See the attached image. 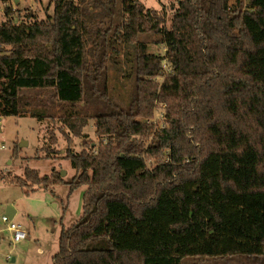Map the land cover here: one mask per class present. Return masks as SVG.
<instances>
[{"label": "trees", "instance_id": "1", "mask_svg": "<svg viewBox=\"0 0 264 264\" xmlns=\"http://www.w3.org/2000/svg\"><path fill=\"white\" fill-rule=\"evenodd\" d=\"M174 3L169 28L140 0H53L45 21L0 24V117L54 119L53 106L35 103L51 93L71 135L93 119L100 137L67 150L70 181L28 167L14 180L53 194L86 188L53 264H264V0ZM144 36H157L164 54L150 53ZM124 62L134 78L128 109L112 105L106 78ZM155 101L166 104L167 127L145 146ZM84 102L102 111L89 116ZM55 143L41 147L45 159L58 155Z\"/></svg>", "mask_w": 264, "mask_h": 264}, {"label": "rangeland", "instance_id": "2", "mask_svg": "<svg viewBox=\"0 0 264 264\" xmlns=\"http://www.w3.org/2000/svg\"><path fill=\"white\" fill-rule=\"evenodd\" d=\"M88 1L85 0L86 3ZM140 3L145 9L163 14L166 27L169 28V21L176 6L174 0H140ZM6 10L8 14H5ZM53 13V0H0V24L8 20L13 24L41 22L51 18ZM157 38L144 36L143 40L147 42L150 53L163 55L165 48L155 44ZM122 54L124 53H120V60ZM165 63L164 61L163 64ZM128 68L129 65L125 62L115 66L111 64L106 75L112 105L117 104L122 109H128L130 96L134 94V78H129ZM164 77L162 74L155 80L160 84ZM35 97V103L41 101L47 102L50 108L53 106L56 111L54 119L38 121L30 116L0 117V264L36 261L41 264H53L52 258L58 252L61 232L70 228L82 216V197L86 188L82 187L69 193V187L64 184L55 186L53 194L42 186L30 183L20 187L14 180L23 179L24 170L28 167L38 171L42 177L50 176L52 172L59 175L65 172L66 175H60V178L64 182L70 181L76 172L65 158L67 150L80 152L83 148L96 146L100 141V137L95 133L93 119L89 120L82 130L83 136L75 138L61 123L60 108L52 94L39 93ZM85 104L82 103L79 108L89 116L102 111L101 105ZM153 107L151 117L145 121L151 126L150 134L139 138L145 146L153 145L152 138L156 132L167 127L166 104L155 101ZM22 142L26 143V146L20 147ZM51 142H56L54 148L59 153L54 159H45L46 154L40 149ZM15 147L19 149L16 158L12 156ZM7 207L17 211L14 221L28 233L26 240L19 243L10 240L9 233L1 222ZM182 264H263V261L258 257L232 256L217 259L186 258Z\"/></svg>", "mask_w": 264, "mask_h": 264}, {"label": "built area", "instance_id": "3", "mask_svg": "<svg viewBox=\"0 0 264 264\" xmlns=\"http://www.w3.org/2000/svg\"><path fill=\"white\" fill-rule=\"evenodd\" d=\"M1 222L5 226V231L9 233L10 240L13 243H19L24 241L28 237V233H26L23 227L16 223L14 219H10L6 214L1 217Z\"/></svg>", "mask_w": 264, "mask_h": 264}, {"label": "water", "instance_id": "4", "mask_svg": "<svg viewBox=\"0 0 264 264\" xmlns=\"http://www.w3.org/2000/svg\"><path fill=\"white\" fill-rule=\"evenodd\" d=\"M19 146H20V147L26 146V143H23V142H22ZM60 175L63 177V176L66 175V173L63 172V173H61ZM5 214H6L10 219H14L15 214H16V210L13 209V208H11V207H8V208H6Z\"/></svg>", "mask_w": 264, "mask_h": 264}, {"label": "crops", "instance_id": "5", "mask_svg": "<svg viewBox=\"0 0 264 264\" xmlns=\"http://www.w3.org/2000/svg\"><path fill=\"white\" fill-rule=\"evenodd\" d=\"M8 208V207H7ZM14 209V208H13ZM17 213V211H16ZM16 215V214H15ZM15 218V217H14ZM23 264H41L40 261H36L35 263H23Z\"/></svg>", "mask_w": 264, "mask_h": 264}]
</instances>
